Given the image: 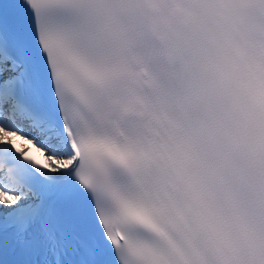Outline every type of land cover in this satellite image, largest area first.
Listing matches in <instances>:
<instances>
[{
  "label": "snow or ice",
  "instance_id": "obj_1",
  "mask_svg": "<svg viewBox=\"0 0 264 264\" xmlns=\"http://www.w3.org/2000/svg\"><path fill=\"white\" fill-rule=\"evenodd\" d=\"M0 264H264V0H0Z\"/></svg>",
  "mask_w": 264,
  "mask_h": 264
}]
</instances>
